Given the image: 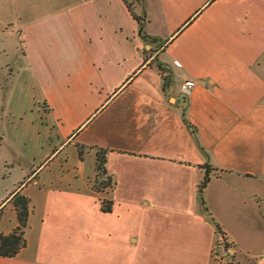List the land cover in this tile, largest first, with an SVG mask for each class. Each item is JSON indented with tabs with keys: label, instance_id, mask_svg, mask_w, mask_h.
Wrapping results in <instances>:
<instances>
[{
	"label": "crops",
	"instance_id": "obj_1",
	"mask_svg": "<svg viewBox=\"0 0 264 264\" xmlns=\"http://www.w3.org/2000/svg\"><path fill=\"white\" fill-rule=\"evenodd\" d=\"M1 80L2 118L34 126L15 140L50 155L0 197L2 234L30 200L0 264H216L220 235L264 264V0H0Z\"/></svg>",
	"mask_w": 264,
	"mask_h": 264
},
{
	"label": "rangeland",
	"instance_id": "obj_2",
	"mask_svg": "<svg viewBox=\"0 0 264 264\" xmlns=\"http://www.w3.org/2000/svg\"><path fill=\"white\" fill-rule=\"evenodd\" d=\"M150 45L152 46V44ZM150 48L151 47L148 46V48L143 51L149 53L152 50V48ZM11 68H14V66ZM2 83L3 81L1 80L0 88H4L7 84L5 82L4 84ZM17 100L18 99L14 97L11 102L6 103V100L0 101V135H4V140L0 141V197L17 189L20 183L26 180L33 171H36L44 159L50 155L48 150L46 152V144L43 146V149H41L40 147L36 148V146L27 147L26 142L19 143L15 140V136L21 131H25L26 126V131L32 132L34 130V126L31 124L29 125V122L24 124L23 127L21 124V126L17 128V125L13 122L9 123L2 118L1 115H3V112L8 110V108H12V111L19 110V107H13ZM30 138L34 139L35 136L33 137L30 135ZM41 169L42 168L39 170ZM219 241L221 245L219 246V250L212 252L216 264H232L230 247L223 237H220Z\"/></svg>",
	"mask_w": 264,
	"mask_h": 264
},
{
	"label": "trees",
	"instance_id": "obj_3",
	"mask_svg": "<svg viewBox=\"0 0 264 264\" xmlns=\"http://www.w3.org/2000/svg\"><path fill=\"white\" fill-rule=\"evenodd\" d=\"M126 6L131 16L138 23L139 34L140 35L143 34L142 17L135 15L129 3H126ZM151 42L152 41H149V43ZM152 62H155V60ZM156 67L161 74L164 71H166L165 68L160 64H156ZM182 117L185 124L188 127H191L185 118L184 111H182ZM76 148L79 157L82 158L85 146L77 144ZM107 153L108 151L106 149L96 148V159H95L96 173H95L94 183L92 186L93 190L96 192H103L106 189L112 188L114 185V181L111 178V176L107 174L105 167ZM206 183H207V176H205L203 182L201 183V188H204ZM9 202L11 203V205L13 206L16 212L17 226L8 234L0 233V258H14L26 246V240L24 234H25V229L27 227L28 216L30 213V200L25 195L17 192L11 197ZM100 207L102 212L105 213L110 212L111 202L106 200H101Z\"/></svg>",
	"mask_w": 264,
	"mask_h": 264
},
{
	"label": "built area",
	"instance_id": "obj_4",
	"mask_svg": "<svg viewBox=\"0 0 264 264\" xmlns=\"http://www.w3.org/2000/svg\"><path fill=\"white\" fill-rule=\"evenodd\" d=\"M173 64L175 66H179L178 61H174ZM194 85H195L194 81L187 79L183 81V83L180 85V91L183 93V95H188L193 89Z\"/></svg>",
	"mask_w": 264,
	"mask_h": 264
}]
</instances>
